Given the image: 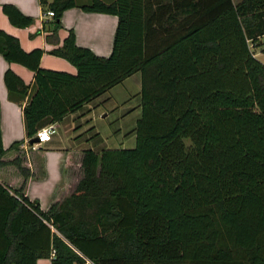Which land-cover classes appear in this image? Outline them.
Listing matches in <instances>:
<instances>
[{
    "label": "trees",
    "instance_id": "16d2710c",
    "mask_svg": "<svg viewBox=\"0 0 264 264\" xmlns=\"http://www.w3.org/2000/svg\"><path fill=\"white\" fill-rule=\"evenodd\" d=\"M50 50L24 51L0 29L9 93L22 104L30 141L47 124L83 109L133 74L140 116L129 148H86L68 196L42 210L23 194V157L3 160L23 181L0 182V264H264V0H38ZM117 16L111 53L62 41L67 9ZM1 11L25 28L33 18ZM75 73L40 66L43 53ZM94 126L86 131L92 132ZM94 132L92 137H98ZM22 140L13 142L16 149Z\"/></svg>",
    "mask_w": 264,
    "mask_h": 264
},
{
    "label": "crops",
    "instance_id": "0c3cea01",
    "mask_svg": "<svg viewBox=\"0 0 264 264\" xmlns=\"http://www.w3.org/2000/svg\"><path fill=\"white\" fill-rule=\"evenodd\" d=\"M2 4L14 5L22 14L32 17L33 23L25 28L16 27L0 9L1 30L16 37L26 52L34 48L51 49L45 41L46 32L41 30L42 22L50 17L43 15L38 0H0V6ZM116 25L117 16L115 15L87 12L79 7H73L63 12L62 28L58 32V37L62 41L68 30H72L78 46L86 47L96 55L108 56L112 50ZM40 66L75 73L74 66L68 61L46 52L41 56ZM8 68L24 83L30 85L33 82V73L30 70L18 63H8L0 54V129L3 147L7 149L3 160H12L22 153L26 155L20 145L27 140L21 111V105L25 103L27 97L21 100L17 94L8 92L3 79L4 72ZM138 81L140 76L136 79V82ZM116 87L117 85L85 104L83 109L67 114L60 121L55 122L56 132L51 135L49 141L39 145L32 160L22 156V164L32 172L26 180L23 194L30 200H36L42 210H46L53 202L71 194L81 177L80 160L84 149H95L96 144L100 146L99 150L106 148L100 133L98 137L91 138L97 131L94 129L92 132H87L86 130L91 127L89 115L98 101L102 99L105 101L104 105L112 101L117 104L113 93ZM19 140H22V143L16 149H9L13 142ZM22 181L23 177L14 165L0 167V182L5 186L16 189L20 187ZM35 185L38 188L34 189ZM36 264H50V259L39 258Z\"/></svg>",
    "mask_w": 264,
    "mask_h": 264
},
{
    "label": "rangeland",
    "instance_id": "374dc122",
    "mask_svg": "<svg viewBox=\"0 0 264 264\" xmlns=\"http://www.w3.org/2000/svg\"><path fill=\"white\" fill-rule=\"evenodd\" d=\"M239 1L233 0L234 3ZM262 40H264V37ZM250 49L255 58L264 64V51L262 48L253 45ZM137 77L139 79L138 73L136 76H131L117 85L113 93L116 96L118 105L114 104V101L104 105L105 101L101 99L89 115V119H91L90 126H94L95 131L101 134L106 148H129L134 146L135 135L132 130L140 116L139 96L137 95V91L140 89V81L136 82ZM94 148L99 150L100 146L96 144ZM37 150L38 148L30 150L29 153H26V155L22 153L21 156L32 160ZM36 188H38L37 185L34 186V189Z\"/></svg>",
    "mask_w": 264,
    "mask_h": 264
},
{
    "label": "built area",
    "instance_id": "2783aa9c",
    "mask_svg": "<svg viewBox=\"0 0 264 264\" xmlns=\"http://www.w3.org/2000/svg\"><path fill=\"white\" fill-rule=\"evenodd\" d=\"M46 16L52 17L53 12L50 10L47 11ZM55 132H56L55 124L54 123L47 124L37 131L35 136L38 138L37 143L30 144L29 140L27 139L23 144L20 145V147L24 150L25 153H28L30 152V150L37 149L41 143L49 141L51 139V135L54 134Z\"/></svg>",
    "mask_w": 264,
    "mask_h": 264
},
{
    "label": "water",
    "instance_id": "95a60500",
    "mask_svg": "<svg viewBox=\"0 0 264 264\" xmlns=\"http://www.w3.org/2000/svg\"><path fill=\"white\" fill-rule=\"evenodd\" d=\"M29 142H30V144L37 143L38 142V138L34 137Z\"/></svg>",
    "mask_w": 264,
    "mask_h": 264
}]
</instances>
